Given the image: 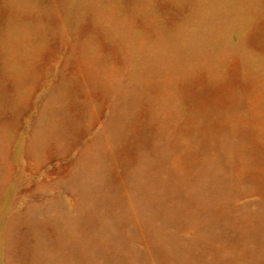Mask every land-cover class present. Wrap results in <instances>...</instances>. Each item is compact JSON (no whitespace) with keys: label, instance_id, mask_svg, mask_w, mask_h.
Masks as SVG:
<instances>
[{"label":"rangeland","instance_id":"1","mask_svg":"<svg viewBox=\"0 0 264 264\" xmlns=\"http://www.w3.org/2000/svg\"><path fill=\"white\" fill-rule=\"evenodd\" d=\"M0 264H264V0H0Z\"/></svg>","mask_w":264,"mask_h":264}]
</instances>
